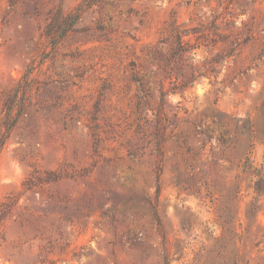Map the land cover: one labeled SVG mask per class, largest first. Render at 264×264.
<instances>
[{
  "label": "rangeland",
  "instance_id": "1",
  "mask_svg": "<svg viewBox=\"0 0 264 264\" xmlns=\"http://www.w3.org/2000/svg\"><path fill=\"white\" fill-rule=\"evenodd\" d=\"M263 111L264 0H0V264H264Z\"/></svg>",
  "mask_w": 264,
  "mask_h": 264
},
{
  "label": "trees",
  "instance_id": "2",
  "mask_svg": "<svg viewBox=\"0 0 264 264\" xmlns=\"http://www.w3.org/2000/svg\"><path fill=\"white\" fill-rule=\"evenodd\" d=\"M77 17H78V13L66 16L65 21H64L66 26L71 25L77 19ZM174 38H175L174 39L175 43H174V45L170 46V55L166 59L167 64L170 61V59L174 58V57L176 60L181 61L184 58V54L189 51V47L186 46V43L182 40V35L180 32H175ZM232 54H233V48L229 47L225 51V53L217 54L216 56L211 58V60L203 62L202 66H201L203 68L197 67L196 65H194L193 62L190 60L193 58L192 54H187L186 55V58L188 60L187 65L190 68V73H189V76L186 77L184 83H189V82L194 81L197 77H199V75H214L215 76L216 70H215L213 63L218 62L220 59H223V57H229ZM178 65H179V62H177V66ZM15 97H16V93H14L13 96H9L4 103V109L6 110V113H7V119L5 120L4 123H5L7 130L9 129V126H11L13 123V118H12L10 111L13 109V106L15 103ZM136 107H137V109H139L140 102L136 103ZM19 113H20V110H18L16 112V114H19ZM263 114H264V111H263ZM137 128L141 129L139 124H138ZM165 128L166 127L158 121L157 124H155L154 131H153V147L151 150L157 156V159L159 162L157 165L158 172L161 171V162H162L163 153H164L163 142L165 139ZM220 139H223V138H220ZM186 150L188 151L189 148L187 147ZM138 153H139V148L131 149L128 151V155L132 156V157L138 155ZM240 166H241V169L243 172L250 171L251 173L258 174V171L255 168L254 169L251 168L252 166H251L250 162L248 161V158H245L243 161H241ZM183 180L186 181L187 179L183 178ZM259 185L260 184L257 182L256 189H258V190L260 187ZM159 195H160L159 188H157L156 194L154 195V199L153 200L148 199L147 201L150 205L152 216H153L157 226L160 229L161 219H160V216L158 213ZM105 210H109V208H105ZM132 244L135 247L140 246V242L136 239L132 240ZM162 264H169L167 253H163ZM234 264H235V261H234Z\"/></svg>",
  "mask_w": 264,
  "mask_h": 264
}]
</instances>
